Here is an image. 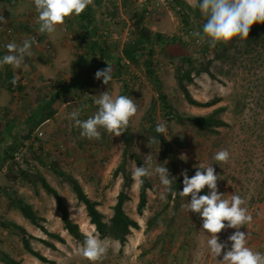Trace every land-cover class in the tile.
<instances>
[{"label": "rangeland", "instance_id": "374dc122", "mask_svg": "<svg viewBox=\"0 0 264 264\" xmlns=\"http://www.w3.org/2000/svg\"><path fill=\"white\" fill-rule=\"evenodd\" d=\"M194 6L196 0H185ZM97 33L110 45V61L117 62L122 45L136 36L133 24V11H143L142 25L151 31L171 35L179 33L188 40V31L180 28L177 8L166 0H101L92 4ZM0 15L6 22H0V50L9 54L8 43L22 45L31 38V56H25L19 69L4 65L0 70L12 72L13 79L24 88L11 91L5 82L0 81V130L10 124L12 132L22 136L27 127L24 119L30 112L43 103L44 94L56 90L54 82L71 76L75 55L83 53L85 48L76 39L78 21L72 15L65 18L51 34H41L35 23L33 0H0ZM110 17L109 19H107ZM106 31V32H104ZM114 33L115 37L111 35ZM149 49L151 44L148 45ZM153 67L160 79L161 92L167 96L171 106L189 114L204 115L217 106H224L217 116L225 124L214 125L207 131L199 130L190 121H179L174 117H165L158 98V90L151 83L141 56L137 61L124 59L120 72L112 75L108 85L92 76V85L79 93L69 91L61 101L54 103L52 115L31 129L25 143L27 162H31L60 193L68 210L69 217L78 223L85 233L98 234L91 226L84 205L78 202L67 183L60 180L46 165L37 162V148L46 160L56 162L63 170L69 171L82 185L85 193L100 200L97 208L107 218L111 215V206L121 181L120 175L111 176V172L120 160L122 149L121 135L116 137L100 129L99 140H89L80 136V130L74 127L71 113L81 110L80 119L95 114L97 105L94 100L103 92L115 98L119 95L122 78L128 85V97L137 105L136 114L130 119L131 150L137 152L145 162L151 156V167L165 166L160 145L152 142L154 136L143 125V117L150 105L156 110L159 123L166 125L163 135L171 145V154L175 158L182 190L183 170L189 177L194 175L199 164L211 166L221 179L217 181L222 198L230 199L233 194L246 200L242 205L252 216V222L241 226L240 231L247 234V246L253 251L264 253V31L254 39L244 42L235 37L232 45L219 53L211 54L210 70L214 78L206 73L196 76L187 84L190 94L205 101L212 97L220 100L209 107L197 106L186 101L177 87L173 76L171 59L157 46L151 48ZM2 59V58H0ZM43 85V88L40 87ZM45 100V99H44ZM8 120V122H6ZM10 128V129H11ZM41 131V134L37 132ZM4 134V131L1 132ZM7 136L0 143V156ZM221 150L229 152L226 163L216 164L215 154ZM135 167L132 165V173ZM147 202L142 214L136 212L138 190L135 181L130 186V199L124 202L125 212L134 218L139 227L132 228L126 241L121 244L108 236L98 238L108 245L104 257L95 264H220L208 250L210 236L201 229L199 214L187 212L182 205L187 198L179 195L161 200L164 186L158 175L148 177ZM207 191V188H205ZM7 193L22 196L36 209V214L49 232L59 233L63 241L46 235L40 228L25 219L19 210L9 204ZM0 218L22 225L32 236L29 238L32 249L40 252L53 263L42 262L22 247L20 236L12 229L0 225V264H92L78 254L84 240H76L62 228L60 213L55 207L53 197L44 191L39 181L29 183L19 177L18 170L8 161L0 162ZM152 225L147 227V220ZM235 229L226 228L218 235L219 242L228 241ZM43 240L54 244L46 245ZM224 249L222 251H226ZM8 259H13L12 262Z\"/></svg>", "mask_w": 264, "mask_h": 264}, {"label": "trees", "instance_id": "16d2710c", "mask_svg": "<svg viewBox=\"0 0 264 264\" xmlns=\"http://www.w3.org/2000/svg\"><path fill=\"white\" fill-rule=\"evenodd\" d=\"M10 1V0H4ZM172 6L176 7L177 15L180 21V28L182 30L188 31V40H184L179 33L175 34H165L159 31H151L146 26L142 25L143 22V11H133V24L136 29V36L129 39L122 45L121 51L118 54L117 62L110 61L111 48L106 40L103 39L101 35L97 33V25L94 21V10L92 4H99L101 0H93V3L88 5L86 9L79 15H73L78 21V32L76 34V39L85 48L83 53H78L75 55L73 60V67L71 76L63 79L55 80L56 90L52 93L44 94L43 103L38 104V109L35 112H30L25 116L24 125L27 127L26 131L22 136H17L13 133L11 125L5 124L4 129L0 130V143L4 141L7 136L5 146L2 148L0 162L8 161L9 164L15 166L18 170L19 177L29 183H34L39 181L41 187L45 192L50 194L55 202V207L60 213V219L62 222V228L71 235L76 240H84L85 234L80 230L77 222L73 221L68 214L67 207L58 192V190L46 180L44 175L40 170L27 162L28 158L24 160L26 154L25 144L29 137L31 129L36 127L38 129V124L49 118L54 112L53 105L57 101H61L69 91H74L79 93L84 88L92 85V76L97 70L103 69L107 66L106 62L113 66V74L120 72L123 68L124 59L130 61H137L143 55H146L143 62L146 69V74L148 75L151 83L158 90V98L160 99L161 106L163 107V112L165 117H174L179 121H190L199 130L207 131L212 129L214 125H223L225 122L217 116V114L224 109V106H217L204 115L189 114L186 112H179L175 110L169 99L165 94L161 92L160 79L157 76L153 61L151 59L152 50L151 48L159 47L161 51L166 53L171 59H175L172 66L173 76L176 81L177 87L182 91L184 98L190 104L209 107L216 104L220 98L212 97L205 101L195 99L189 92L187 84L191 83L194 78L201 73H206L210 78H214L212 71L210 70L211 64V54L226 50L232 45L229 42L227 45L222 43L217 44L215 48L209 47L207 44L198 43V38L193 35L195 31L202 32V26L206 22V19L201 15L198 7L200 0H196L194 6H191L185 0H166ZM264 31V23L253 24L249 36L247 39L251 40L256 38L261 32ZM149 44L151 48L149 49ZM4 52L0 50V58H3ZM122 70V69H121ZM0 81L6 83L7 88L11 91L23 90V86L16 83H12L13 76L12 72L9 70H0ZM122 89L119 95L128 96V85L125 82V78H122L120 82ZM40 87L43 85L40 83ZM45 99V100H44ZM8 122V120L6 121ZM159 124L156 117V110L153 105H150L146 110L143 117L144 127L152 133L157 143L160 145L161 157L163 160L168 162L170 177H173L172 193L179 192V177L176 168V162L174 156L171 154V145L164 135H161L155 131L156 125ZM11 128V129H10ZM4 131V134L1 132ZM131 134L129 129H127L122 135V149L120 154V160L113 168L111 172L112 177L120 175L121 181L119 183V188L115 196V201L111 206L112 213L109 217L105 218L104 214L97 208L100 204V200H96L88 196L82 188L79 180L72 175L69 171L63 170L56 162L51 160H46L41 153V148H37V162L40 165L48 166L53 173L63 182L67 183L75 195L78 202L84 205L86 215L88 216L89 222L94 225L95 230L99 237L108 236L112 239L117 240L119 243L123 244L127 235L131 233L132 228H138V222L130 217L124 210V202L130 199V186L133 183L132 177V165L136 168L137 166H145V162L142 157L131 150ZM24 148V152L20 159H15V153L20 149ZM144 184L138 189L137 202H136V212L142 214L145 204L147 202V189L150 186V181L148 177H144ZM206 189H204L200 194H206ZM172 193H168L171 196ZM176 194L175 196H177ZM7 198L9 204L15 206L21 215L29 220L32 224L40 228L46 235L56 239L57 241H63V238L59 233L49 232L44 225L40 222V218L31 204H29L22 196L16 193H7ZM0 225L6 228L14 230L21 239L22 247L37 257L42 262L53 263V260L48 259L46 256L42 255L40 252L32 249L29 238L30 234L28 231L20 224L12 221H3L0 218ZM152 225V220H147V227ZM42 241L53 247L54 244L48 240ZM12 262L13 259H8ZM14 264H22L15 261Z\"/></svg>", "mask_w": 264, "mask_h": 264}, {"label": "clouds", "instance_id": "9594fccd", "mask_svg": "<svg viewBox=\"0 0 264 264\" xmlns=\"http://www.w3.org/2000/svg\"><path fill=\"white\" fill-rule=\"evenodd\" d=\"M93 0H33L35 12V23L41 34H51L56 31L58 25H63L66 17L79 16ZM201 15L206 19L201 31H195L193 35L198 38V43L207 44L215 48L217 44L227 45L235 37L241 42L247 40L252 25L264 23V0H200L198 3ZM0 22H6L0 15ZM31 38L23 41L22 45L8 43L6 45L9 54L0 59V67L11 65L19 69L25 56H31ZM107 66L97 70L94 78L102 80L108 85L112 80L113 66L106 62ZM12 83H17L13 79ZM97 111L87 119H80L81 110L71 113L74 127L80 130V136L89 140L101 138L100 129H104L113 136L122 135L129 126L130 119L137 112V105L133 99L125 95H117L115 98L108 92H103L99 98L94 100ZM155 131L161 135L166 133L164 123H159ZM152 142H156L153 138ZM213 160L216 164L226 163L229 160V152L221 150L215 154ZM148 167L137 166L132 177L138 190L144 184V177L158 175L160 183L164 186V192L160 199H167V193H172L173 177L165 166L151 167V156L146 157ZM181 191L173 193L181 198H187L188 202L182 207L187 211L199 214L202 220L201 229L210 236L207 240L209 253L217 259L220 264H264V253L253 251L247 246V234L240 231L241 226L250 224L252 216L242 205L246 200L239 195L233 194L230 199L222 198L223 193L218 191L217 181L221 177L216 174L210 165L199 164L194 175L188 176L183 170ZM207 188L206 194H200ZM226 228L235 229L228 236L231 242L230 248L227 243L219 242V234ZM227 249L226 251H222ZM108 251V245L98 238V234L85 233L83 244L78 249V254L95 264L100 261Z\"/></svg>", "mask_w": 264, "mask_h": 264}, {"label": "built area", "instance_id": "2783aa9c", "mask_svg": "<svg viewBox=\"0 0 264 264\" xmlns=\"http://www.w3.org/2000/svg\"><path fill=\"white\" fill-rule=\"evenodd\" d=\"M110 17H108L107 19H109ZM110 20V19H109ZM106 32V31H104ZM111 35L115 37L114 33L111 32ZM37 134H41V131L37 132ZM24 152V148H20L16 153H15V159H20L21 155Z\"/></svg>", "mask_w": 264, "mask_h": 264}, {"label": "bare ground", "instance_id": "6f19581e", "mask_svg": "<svg viewBox=\"0 0 264 264\" xmlns=\"http://www.w3.org/2000/svg\"><path fill=\"white\" fill-rule=\"evenodd\" d=\"M135 185V184H134ZM134 188H136L135 186H134ZM91 226H93L92 224H90Z\"/></svg>", "mask_w": 264, "mask_h": 264}, {"label": "crops", "instance_id": "0c3cea01", "mask_svg": "<svg viewBox=\"0 0 264 264\" xmlns=\"http://www.w3.org/2000/svg\"><path fill=\"white\" fill-rule=\"evenodd\" d=\"M32 207H33V205H32ZM34 208V207H33ZM35 209V208H34ZM36 210V209H35ZM36 212V211H35Z\"/></svg>", "mask_w": 264, "mask_h": 264}]
</instances>
